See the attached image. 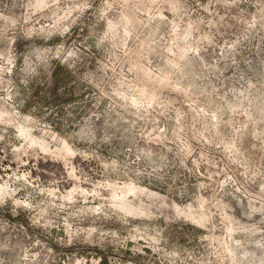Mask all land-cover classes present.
Instances as JSON below:
<instances>
[{
  "label": "rangeland",
  "instance_id": "rangeland-1",
  "mask_svg": "<svg viewBox=\"0 0 264 264\" xmlns=\"http://www.w3.org/2000/svg\"><path fill=\"white\" fill-rule=\"evenodd\" d=\"M0 264H264V0H0Z\"/></svg>",
  "mask_w": 264,
  "mask_h": 264
}]
</instances>
